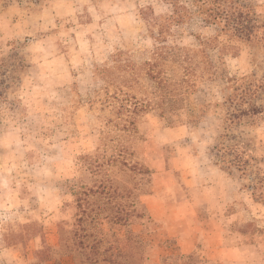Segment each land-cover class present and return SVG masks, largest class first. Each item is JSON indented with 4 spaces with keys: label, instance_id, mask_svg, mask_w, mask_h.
Wrapping results in <instances>:
<instances>
[{
    "label": "rangeland",
    "instance_id": "374dc122",
    "mask_svg": "<svg viewBox=\"0 0 264 264\" xmlns=\"http://www.w3.org/2000/svg\"><path fill=\"white\" fill-rule=\"evenodd\" d=\"M240 1L264 23V0ZM213 28L198 0H0V264H26L24 256L29 264H264V89L238 98L245 87L264 85V42H239L235 60L249 54L252 69L230 75L221 66L229 56L220 63L212 49L221 44ZM202 45L212 67L186 76L184 48ZM157 49L160 78L184 86L176 109L160 78L119 69L143 64ZM189 56L193 64L202 59ZM115 91L150 104L142 138L126 132L127 139L108 122L116 120L106 106ZM232 93L230 103L224 98ZM253 101L263 109L254 121L233 118ZM212 128L218 135L210 143ZM124 146L148 172L111 162L94 178L108 175L119 194L107 203L95 193L78 221L76 191L92 183L86 156L106 161ZM236 154L243 167L234 165ZM212 164L227 176L210 171ZM221 189L226 201L216 199ZM26 193L29 207L20 201ZM27 216L38 221L35 237L9 235Z\"/></svg>",
    "mask_w": 264,
    "mask_h": 264
},
{
    "label": "trees",
    "instance_id": "16d2710c",
    "mask_svg": "<svg viewBox=\"0 0 264 264\" xmlns=\"http://www.w3.org/2000/svg\"><path fill=\"white\" fill-rule=\"evenodd\" d=\"M200 2V8L201 13L203 15L204 21L206 22V25L213 26L214 34L221 36V44L215 48L219 54H218V60H223L224 56H233L236 57L238 55L237 52L234 51V48L238 46V43H244L248 42L249 44H255L257 46H260L261 42H264V23L258 21L255 17H250L246 13V8H248V5L241 2L240 0H198ZM175 12V10H174ZM252 22V23H250ZM262 29L260 35L258 36V30ZM263 34V36H261ZM237 38V44H229V41L233 38ZM260 42V43H259ZM264 46V44H262ZM231 50H227L230 49ZM184 60L186 63L185 66V75L187 76L190 72V68L194 69L201 67L211 68L213 65V59L211 58L209 51V48L204 47L203 45L201 48H191L186 47L184 48ZM190 52L196 54L197 52H200L202 54V59L195 64L192 62V57L189 56ZM163 52L158 51V49L154 52L152 58L146 60L143 64H132V63H125L124 65H120L119 69L120 72L124 74L130 73L132 76L135 75L137 77V74L145 69V73L148 74V76H152L154 78H160V71H155V67L160 66V60L163 59ZM193 64V66H191ZM148 66V68H147ZM137 73V74H136ZM122 74V75H123ZM104 76L105 80L107 81L108 85L113 84V80H111V72L110 67H104ZM123 76V78H124ZM121 78V82L124 81V79ZM160 90L163 92L169 90L171 92V95H173L174 99V108L176 109V106L178 103L182 100L184 95V86L180 84H176L173 86H168L163 81V78H160V80L157 81ZM253 80H250L248 84H252ZM119 87V86H117ZM264 89L263 84H257L253 90H251L250 86L245 87L241 93L238 94V98H243L245 93H249L250 95H254V98H257L258 93ZM122 92V90H120ZM115 91L110 96V99L115 103L112 104L108 103L106 106H112V112L116 116V120L114 119H108V122L111 124L113 123V130L118 129L122 132H125V134H121L126 136V138L129 136L126 132H129L131 134H134L138 136V138H142L141 134L139 132L140 129V123H142V117L144 116L145 112L148 111V107L150 104L148 102H143L141 100H138L136 96L127 95V93H123ZM173 92V94H172ZM233 94H228L224 99L232 102L231 100L234 99ZM164 95V94H163ZM165 96V95H164ZM236 98V99H238ZM238 104V102H236ZM164 110L161 112V116L164 115ZM263 112V109L261 105L257 104L256 101L249 102L248 107L244 108H237V111H233L231 114L233 115V118L241 119L243 117H250L255 120V117L257 114H260ZM238 113V114H237ZM181 122V121H179ZM112 128L110 127V130ZM104 132V129L102 130ZM109 131V130H108ZM105 133V132H104ZM112 139V138H111ZM128 139V138H127ZM141 140V139H139ZM234 147L237 148L235 145ZM135 150L131 146L128 147H121L117 154L110 156L108 159H105L106 161H101V157H88L86 156V159L90 160V165H88L90 169V173L92 174V183H85L83 182L81 184V187L85 188L86 190L76 191L77 192V204L78 208L80 210L79 213V220L81 222L82 216L86 213L87 208L90 205H95L96 202H91L89 199L91 196H93L95 193H100V197L103 199H106L107 203H111V199L114 198L112 196L113 194H119L117 191V188L112 189V186H108V182H112V178L107 176H102V178H94L95 174L98 175L102 170H106L108 165L111 164V162L114 164L115 162H121L123 167L127 168L128 170L131 169H139V172H148V168L144 167L141 163L134 160L135 157ZM239 154H236V159L234 165H237V167H243L239 163L240 159H238ZM84 158V156L82 157ZM75 193V192H74ZM104 194V195H103ZM101 205H97L96 209H100ZM94 207L91 208V211L96 210ZM98 212V211H97ZM51 212H49L50 214ZM117 219H125L121 216H115ZM28 220L27 222H17L14 224L13 228H10L7 232L9 235L14 236H20V237H35L34 231L31 227V225L35 222H38L37 220ZM50 224H53V221L50 217ZM81 230H84V228H80ZM38 232V231H37ZM78 233V230H76V234ZM79 239L77 242V246L80 249H84V247H87L86 241L81 235H79Z\"/></svg>",
    "mask_w": 264,
    "mask_h": 264
},
{
    "label": "crops",
    "instance_id": "0c3cea01",
    "mask_svg": "<svg viewBox=\"0 0 264 264\" xmlns=\"http://www.w3.org/2000/svg\"><path fill=\"white\" fill-rule=\"evenodd\" d=\"M213 35L216 36L215 34H213ZM235 58L236 57L229 56L226 59V61L223 60L224 63H221L220 61L219 62L221 63V66H224L226 68V71L230 75L237 73L238 70L241 71L242 67H244V70L243 71L246 72V73L251 71L252 67L251 66L249 67V65L252 64L251 63L252 61L250 60V55L249 54L246 53L242 57L237 58L236 60H235ZM219 62H215V65H217V66L220 65ZM247 66H248V69L245 70V67L247 68ZM210 117H213V115L210 116ZM261 130L264 131V127H262ZM216 131H215V129L212 128L209 131V133L206 135V137L208 138V141H210V143H213L215 141L214 139L218 135V133H216ZM208 168L213 173H216L218 175V177L225 178V176H227V174L224 171L222 172V169H220L217 165L212 164V165L208 166ZM205 169H206V167H205ZM168 172H170V171H168ZM226 193L227 192H223L222 189H221L220 192H219V194H218V197L216 199L218 201H221V200L226 201L228 199L227 196H226ZM20 201L22 203H23V201L26 202L27 203V206H28V204H30V202H32V199H31V196L28 193H26L25 195L24 194L21 195ZM148 202H149L151 211H153V213H157L158 212V216H159L160 215V212H159L160 203L158 204V202H160V201L156 198V196L152 195V196L149 197ZM21 206H22V204H20V207ZM30 213L28 214L29 217H30ZM28 216H27L26 220H23L22 222H27L29 220V217ZM1 248H3V247H1ZM22 258H24V261H25L24 263L29 264V257H27V256L25 257L24 256Z\"/></svg>",
    "mask_w": 264,
    "mask_h": 264
}]
</instances>
